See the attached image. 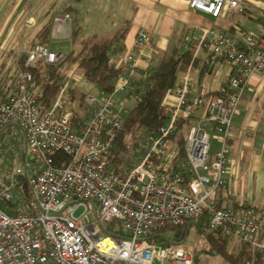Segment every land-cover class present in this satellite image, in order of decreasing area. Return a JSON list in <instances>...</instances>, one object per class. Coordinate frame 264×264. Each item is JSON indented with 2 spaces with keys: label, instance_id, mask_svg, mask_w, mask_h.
I'll use <instances>...</instances> for the list:
<instances>
[{
  "label": "built area",
  "instance_id": "1",
  "mask_svg": "<svg viewBox=\"0 0 264 264\" xmlns=\"http://www.w3.org/2000/svg\"><path fill=\"white\" fill-rule=\"evenodd\" d=\"M189 5L214 17L245 9L242 0H189ZM262 16L260 31L241 28L237 36L203 28L193 56L206 48V72L228 61L224 84L217 90L194 87L191 60L162 101L164 122L143 132L124 175L115 171L110 155L128 112L115 95L137 99L148 81L147 72L140 87L133 78L139 70L136 52L148 40L146 29L131 47L112 53L119 70L114 87L85 93L88 111L78 125L68 108L76 100L67 82L44 109L32 72L19 69L9 91L0 93V264H193L192 245L169 242L157 250L152 235L206 213L211 230L249 245V258L237 264H264L259 259L264 210L236 204L231 195L225 206L216 201L217 191L227 188L233 116L252 74H264V7ZM70 18L56 14L54 29ZM27 52V65L38 58L56 63L66 55L40 42ZM182 119L190 123L185 153L179 156L173 134ZM212 137L219 143L214 152ZM23 173L29 196L19 206L15 197L26 198Z\"/></svg>",
  "mask_w": 264,
  "mask_h": 264
},
{
  "label": "crops",
  "instance_id": "2",
  "mask_svg": "<svg viewBox=\"0 0 264 264\" xmlns=\"http://www.w3.org/2000/svg\"><path fill=\"white\" fill-rule=\"evenodd\" d=\"M52 1L55 0H0V35L23 29L26 30L27 37H30L32 42L36 39L39 31L29 30L30 26L34 23L43 26L52 19L50 38L62 39L61 43L57 45L63 47V51L66 53L73 47L71 40L73 14L63 9L67 6L77 7L66 4L62 10L48 13V7ZM108 1H113L112 4L116 10V14L111 12L107 15L108 21L111 24L113 21L115 28L125 19L130 21L124 48L133 45L140 29H146L148 32V40L144 48L136 52L139 63V70L133 76L136 83L141 80V75L154 64L155 57L159 55L160 51L167 49L170 42L175 39L180 38L196 43L205 27L237 36V31L241 28L260 31V24L263 20L264 0H242L245 6L243 12L223 13L218 17L190 7L189 0ZM65 13L70 14L71 18L64 20L54 29L55 15ZM76 15L79 17L78 14ZM27 19L32 20V23L27 24ZM79 19L81 20L80 17ZM47 44L51 49L56 50L51 47L49 41ZM13 46L14 42L10 43L8 39L0 43L1 94L7 93L11 88L12 80L19 70L17 68L19 54L29 49L28 46L24 47L20 43L18 51H12ZM206 55L205 47L200 48L196 53L192 68L194 87L203 85L207 90H217L224 84L231 67L228 61L221 60L206 72ZM127 97L129 96L124 94V98ZM117 101L123 102L122 99ZM238 109L239 111L233 116L228 139L230 149L228 152L229 172L226 175L227 188L217 191L216 201L219 205L225 206L229 195H231L236 204H252L258 211H262L264 210V74H252L245 96L238 104ZM211 142L212 152H214L218 149L219 143L214 138Z\"/></svg>",
  "mask_w": 264,
  "mask_h": 264
},
{
  "label": "trees",
  "instance_id": "3",
  "mask_svg": "<svg viewBox=\"0 0 264 264\" xmlns=\"http://www.w3.org/2000/svg\"><path fill=\"white\" fill-rule=\"evenodd\" d=\"M64 11L71 12L72 17V49L66 52L65 58L56 63H47L42 58H38L30 64H26L28 52L19 54L17 68L27 69L32 72L37 81V90L39 92V101L44 109H48L61 86L66 82L67 71L73 65H77L82 70L85 80L91 82L94 86L106 92H111L119 70L115 62L111 61V55L114 51L120 50L125 46V38L130 29V21L125 19L110 35L102 36L97 32H93L89 36L82 37L79 35L80 20L75 14L72 7L67 6ZM75 14V15H74ZM52 28V19L48 20L37 33V37L33 40L28 48L33 47L36 43H48ZM196 43L186 41L184 39H175L170 42L167 49L160 51L155 57V62L147 70V83L144 85L143 91L136 99L134 105L129 109L122 118V129L118 133L114 141L112 151V165L115 171L124 175V169L131 166L136 149L143 132L149 127L159 126L164 122L162 113V101L167 92L172 89L180 75V73L193 60L194 49ZM139 87L142 83L137 82ZM71 99H77L78 105L70 102L69 110H72V121L75 125L82 122L84 115L87 114L88 108L83 102V96L86 92L71 87ZM189 119L178 121L173 134L174 141L179 149V156L185 153V133L189 126ZM27 178L26 173L21 175ZM209 217L206 213L197 221L198 225L203 229L205 235L211 241L213 249L218 253L223 252L230 258L232 264L244 262L250 256L249 245L240 239L224 235L220 230L208 229ZM170 226L173 228L175 235L169 239L163 236L169 242H182L186 236L183 226ZM152 237L157 241L160 237L159 231L155 232ZM230 239V240H229ZM231 239H236L234 243ZM232 251H228L229 249ZM260 261L264 260V253L259 255Z\"/></svg>",
  "mask_w": 264,
  "mask_h": 264
},
{
  "label": "rangeland",
  "instance_id": "4",
  "mask_svg": "<svg viewBox=\"0 0 264 264\" xmlns=\"http://www.w3.org/2000/svg\"><path fill=\"white\" fill-rule=\"evenodd\" d=\"M112 2L113 1H108V0H69V1L55 0L50 2V5L48 7L49 8L48 13H51L56 10H62L66 4H72L73 6L77 7L73 9L81 18V20L79 19L80 36L82 37L89 36L94 31H97L99 35L108 36L115 28L113 25V21L111 24V22L108 21V16H107L111 12L112 14H116L115 12L116 10L114 9V5L112 4ZM41 26H39L38 23H34L33 25L30 26L31 29L29 28V30L36 29L39 31V28H41ZM27 36L28 33L26 32V30L23 29L20 31H18L17 29V31H14L10 34L1 33L0 43L3 40L8 39L10 43L14 42L12 51H18V44L20 43H22L24 47L27 46L29 47V44L31 43L32 39L30 37L28 38ZM61 40L62 39L60 38H55V39L50 38L49 43L51 44V47L55 48L57 51H63V47H58L60 45H57L61 43ZM66 82L68 86L74 87L77 90H81L84 92H88V91L97 92L98 90L97 86H94L91 82L84 79L82 70L78 68L77 65H73L71 68L68 69ZM115 99L117 100L122 99L124 105L129 109L134 105L136 101V98L134 97L124 98V94L121 92L115 95ZM74 100L76 101L72 103L78 105V100L77 99ZM212 141H213V137H212ZM32 159L33 157L31 155V150L30 148H28L27 162L30 163ZM15 164L19 165V160L16 161ZM28 188L29 185L27 178L22 177L21 189L26 194V198L18 201V197L17 196L15 197V201L17 200L19 206L22 205V202L28 199L29 196ZM81 209L82 208H80L78 212H80ZM182 228L186 233V236L182 241V243L184 245H192L194 247L193 264H232L227 254L223 252L218 253L216 250L213 249V246L206 237L205 232L198 225V223L192 222L187 226H183ZM159 234L160 237L158 238L159 240L157 242V250H160L161 248L167 247L169 245V241L165 240L162 237L167 236L169 239H171L174 237L175 231L173 230V228H165L160 230ZM231 240L234 243L237 241L236 239H231ZM228 251H232V250L229 249Z\"/></svg>",
  "mask_w": 264,
  "mask_h": 264
},
{
  "label": "flooded vegetation",
  "instance_id": "5",
  "mask_svg": "<svg viewBox=\"0 0 264 264\" xmlns=\"http://www.w3.org/2000/svg\"><path fill=\"white\" fill-rule=\"evenodd\" d=\"M209 241H210V239H208ZM210 243H211V241H210ZM212 244V243H211Z\"/></svg>",
  "mask_w": 264,
  "mask_h": 264
}]
</instances>
